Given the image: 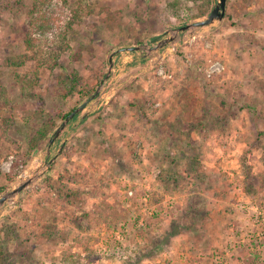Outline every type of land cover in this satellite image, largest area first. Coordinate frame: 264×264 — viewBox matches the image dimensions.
I'll use <instances>...</instances> for the list:
<instances>
[{
  "label": "rangeland",
  "instance_id": "obj_1",
  "mask_svg": "<svg viewBox=\"0 0 264 264\" xmlns=\"http://www.w3.org/2000/svg\"><path fill=\"white\" fill-rule=\"evenodd\" d=\"M9 1L12 11L0 10V194L65 143L0 208L3 251L16 264H264V0H228L229 17L203 34L118 54L100 101L49 155L58 116L95 91L114 50L151 45L202 16H172L169 0H49L51 31L27 50L35 0ZM47 121L55 126L27 153ZM3 223L14 225L12 240Z\"/></svg>",
  "mask_w": 264,
  "mask_h": 264
},
{
  "label": "water",
  "instance_id": "obj_2",
  "mask_svg": "<svg viewBox=\"0 0 264 264\" xmlns=\"http://www.w3.org/2000/svg\"><path fill=\"white\" fill-rule=\"evenodd\" d=\"M226 1L227 0H214L210 11L206 15L200 18L186 21L176 26L175 28H173L174 33H171L169 29L166 30L164 34L161 37H159L157 40H155L154 43H152L151 45H148L147 43H143V44H138V45L120 47L114 50L109 55L107 70L102 80L100 81L99 85L95 89V91L85 101H83L77 107L72 109L62 119L60 124L55 128L52 135L48 138L47 146L45 148L46 155L50 154V145L57 139L61 130L70 121L74 120V118L77 117L78 113L84 110L88 104L95 105L96 103L100 101V98L103 96V94L107 90V87L112 82L111 73H112V70L115 64V59L118 54L124 53V52H134V51L146 50L144 53V56H145L149 53H152L154 51H158L160 49L167 47L168 44L171 42L179 43L180 40H186L187 38L194 36L196 33L203 34L206 31L210 30L212 27L219 25L223 21L225 17ZM89 114H90V110H85L82 113V119L88 116ZM75 126L76 124L73 125V127ZM64 143H65V140H62L60 142V145L55 155L50 157L48 160L43 161L42 164L38 165L27 177H25L20 182H18L14 187L0 194V208L4 206V204L10 197L18 195L24 188L34 183L39 177H41L44 174L46 170H48L50 163L54 160L56 155L59 153Z\"/></svg>",
  "mask_w": 264,
  "mask_h": 264
},
{
  "label": "trees",
  "instance_id": "obj_3",
  "mask_svg": "<svg viewBox=\"0 0 264 264\" xmlns=\"http://www.w3.org/2000/svg\"><path fill=\"white\" fill-rule=\"evenodd\" d=\"M49 0H35L29 9L26 12V21L23 24V41L27 50H33L35 46V34H46L51 31V14L47 9L45 4ZM64 3H67V0H62ZM191 2V5L188 3ZM228 2V0H227ZM210 0H169L167 5L165 6V10L168 14L172 16H178L181 11H184L183 18L184 19H191L196 18L199 16L206 15L210 10ZM0 10L4 11H12V6L9 0H0ZM226 15L229 17L227 6H226ZM159 36H153L152 40L158 39ZM141 42V41H137ZM22 63V61H20ZM163 67V66H162ZM73 80H76L77 77H72ZM93 90V85L83 89L81 91L84 97H88ZM67 113H63L62 115L58 116V118L65 117ZM55 126V123H51V121H47L46 124L39 127L30 137L27 143V153H32L36 151L45 140L48 135V132ZM249 176L252 175L245 174V179L249 180ZM8 180H11L12 175L7 176ZM244 181V189L249 192L250 186L248 181ZM2 188L0 187V190ZM179 225L172 226L170 230L166 231L168 235H174L180 232ZM173 227H177V229L172 230ZM185 228H190L185 226ZM2 230L4 234V241L12 240L14 237L17 236L15 232L14 225H8L6 223L2 224ZM10 254V253H9ZM8 253L3 251V247H0V264H16L13 261Z\"/></svg>",
  "mask_w": 264,
  "mask_h": 264
},
{
  "label": "built area",
  "instance_id": "obj_4",
  "mask_svg": "<svg viewBox=\"0 0 264 264\" xmlns=\"http://www.w3.org/2000/svg\"><path fill=\"white\" fill-rule=\"evenodd\" d=\"M160 71L162 72V69H160Z\"/></svg>",
  "mask_w": 264,
  "mask_h": 264
}]
</instances>
